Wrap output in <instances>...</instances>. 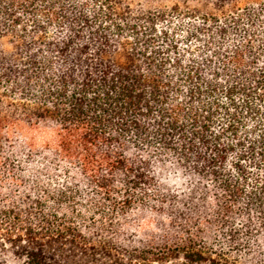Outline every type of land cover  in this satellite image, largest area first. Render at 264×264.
Instances as JSON below:
<instances>
[{
    "label": "trees",
    "instance_id": "16d2710c",
    "mask_svg": "<svg viewBox=\"0 0 264 264\" xmlns=\"http://www.w3.org/2000/svg\"><path fill=\"white\" fill-rule=\"evenodd\" d=\"M0 248L264 264V0H0Z\"/></svg>",
    "mask_w": 264,
    "mask_h": 264
},
{
    "label": "rangeland",
    "instance_id": "374dc122",
    "mask_svg": "<svg viewBox=\"0 0 264 264\" xmlns=\"http://www.w3.org/2000/svg\"><path fill=\"white\" fill-rule=\"evenodd\" d=\"M169 1H183V0H169ZM23 135L27 138V130H24ZM38 141L44 140L47 137V132L42 130H37L31 132ZM0 264H27L23 259L17 258L6 250L0 248Z\"/></svg>",
    "mask_w": 264,
    "mask_h": 264
}]
</instances>
